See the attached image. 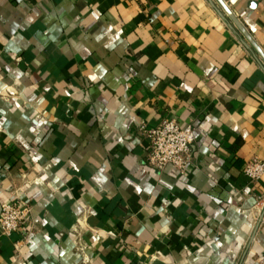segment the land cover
<instances>
[{
    "label": "crops",
    "instance_id": "crops-1",
    "mask_svg": "<svg viewBox=\"0 0 264 264\" xmlns=\"http://www.w3.org/2000/svg\"><path fill=\"white\" fill-rule=\"evenodd\" d=\"M264 51V0H225ZM192 125L186 172L146 129ZM264 61L216 0H0V264H264Z\"/></svg>",
    "mask_w": 264,
    "mask_h": 264
},
{
    "label": "built area",
    "instance_id": "built-area-1",
    "mask_svg": "<svg viewBox=\"0 0 264 264\" xmlns=\"http://www.w3.org/2000/svg\"><path fill=\"white\" fill-rule=\"evenodd\" d=\"M149 139L147 145V162L157 171H164L173 166L179 173L186 172L192 161V146L196 141L195 129L192 125L182 126L175 119H163L153 129H146ZM245 175L253 182L264 175V162L252 160L244 168ZM32 222V208L29 203L4 202L0 216V232L10 236L14 232L25 229Z\"/></svg>",
    "mask_w": 264,
    "mask_h": 264
},
{
    "label": "water",
    "instance_id": "water-1",
    "mask_svg": "<svg viewBox=\"0 0 264 264\" xmlns=\"http://www.w3.org/2000/svg\"><path fill=\"white\" fill-rule=\"evenodd\" d=\"M216 1L224 10V12L229 17V19L235 24L237 29L242 33V35L248 41V44L252 46V48L256 51V53H258V55H260V57L264 61V51L262 50L260 45L256 42V40L253 38V36L250 34L248 29L245 27V24L242 23V21L237 17V15L233 12V10L230 8V6L228 5V3H226L225 0H216Z\"/></svg>",
    "mask_w": 264,
    "mask_h": 264
}]
</instances>
